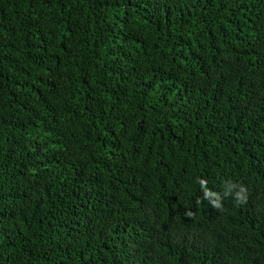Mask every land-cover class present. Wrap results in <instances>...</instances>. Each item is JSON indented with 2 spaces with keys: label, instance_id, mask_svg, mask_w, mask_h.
I'll use <instances>...</instances> for the list:
<instances>
[{
  "label": "trees",
  "instance_id": "obj_1",
  "mask_svg": "<svg viewBox=\"0 0 264 264\" xmlns=\"http://www.w3.org/2000/svg\"><path fill=\"white\" fill-rule=\"evenodd\" d=\"M0 264H264V0H0Z\"/></svg>",
  "mask_w": 264,
  "mask_h": 264
}]
</instances>
